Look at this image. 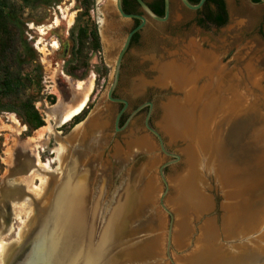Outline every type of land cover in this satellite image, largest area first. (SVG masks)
<instances>
[{"label":"rangeland","instance_id":"rangeland-1","mask_svg":"<svg viewBox=\"0 0 264 264\" xmlns=\"http://www.w3.org/2000/svg\"><path fill=\"white\" fill-rule=\"evenodd\" d=\"M82 2L14 0L10 3L9 34H0V71L10 68L20 74L25 87L19 98L5 97L0 93V228L5 213L11 209V199L6 191L9 187L27 185L25 191L33 196L41 195L40 188L46 187L40 177L31 182L26 180L28 169L21 167L26 159L34 162L38 157L42 162L51 161L50 173L57 175L60 163L54 149L60 146L59 137L63 139L69 135L79 123L75 124L72 119L58 126L53 118L62 117L74 107L84 96L78 89V83L84 82L86 86L91 80L93 85L86 111L80 116L84 117L82 121L86 118L91 120L87 132H93L97 141L90 140L92 134L85 138L82 148H92L91 155L85 150L80 151L78 141L71 148L72 157L78 158L85 168L93 172L91 180L87 177L92 185L87 195L94 198L101 186L102 197L108 198L114 187L121 188L126 182L135 190L133 182L144 174L145 183L151 181L153 192L140 211L145 219H141L138 225H147L146 233L150 239L155 238V248L164 257V264H182L194 237L191 233H185L183 228V222L189 218L186 202L220 196L223 191L239 186V182L264 176V3L225 0L228 21L221 27L200 26L197 21L202 14L186 8L181 0H171V14L167 22H159L143 14L147 22L124 56L120 81L114 93V97L128 102L124 122L117 131L115 120L123 105L109 99L108 90L117 57L132 29L133 20L120 14L116 0H94L89 11ZM106 21L113 22L114 28L107 30L103 25ZM80 26L96 27L101 42V48L92 49L84 62H79L75 56ZM114 32L116 34L113 35ZM171 64L185 67L191 76L187 84L171 83L168 79L170 76L161 73L164 67ZM222 77L230 79L225 81L234 88L229 90L224 86ZM187 87L191 88V92L197 90L200 93L201 88L203 92L190 101L189 97L185 99L183 91ZM237 92L244 95L240 100V105L244 104L241 110L226 106L225 109L221 108V99L233 101ZM20 98H29L34 102L44 119L43 126L35 130L28 128L17 112ZM172 101H179V116L183 112H190L193 118L192 135L196 129L199 136L191 139V134L176 130L171 125L168 115ZM145 102L153 103L150 126L159 132L166 149L179 155L178 159L164 153L158 137L147 128L148 106L125 125L130 113ZM211 103L214 104V111L205 110L208 113L201 117L204 121L208 116L212 117L211 129H208L211 132L209 141H214L209 144L208 136L201 134L200 126L195 128L197 118L193 110L201 113ZM49 126H54L57 134L43 131ZM41 131L44 135L39 137ZM100 135L105 137V141L97 149ZM133 141L141 145L132 146ZM129 145L132 149L127 159L125 155ZM199 148L205 152L204 157L210 168L196 173L192 168V159ZM117 149L122 152H117ZM243 150L247 153L245 158ZM218 152L222 158L221 166L227 169L232 167L228 171L231 185H225L222 181L223 171L216 155ZM84 153L87 157L85 163L81 159ZM166 163L169 164L163 168L162 176L161 168ZM245 165L251 171L248 174ZM99 170L106 177L104 173L101 176ZM95 172L98 173L97 177H94ZM189 172L196 174L193 195L187 194L188 186L184 181ZM97 178L98 183H95ZM27 209L28 205L16 207L23 217L21 220L27 219ZM14 213L11 222L15 227L11 239H15L21 225V220ZM190 221L193 227L194 219ZM171 223L173 228L169 246Z\"/></svg>","mask_w":264,"mask_h":264},{"label":"bare ground","instance_id":"bare-ground-1","mask_svg":"<svg viewBox=\"0 0 264 264\" xmlns=\"http://www.w3.org/2000/svg\"><path fill=\"white\" fill-rule=\"evenodd\" d=\"M103 25L105 28H107V30L114 28L115 26L113 25V22H110V21H106L105 23H103ZM197 63L199 62L197 61ZM178 65L179 64L175 66L171 64L170 67H166V68L164 67V69L161 70V73L163 75L170 76V78L168 79H170L169 81L171 83L177 82V84L178 83L183 84V85L187 84L190 81L191 76L187 74L188 72H186V70L184 69L185 68L184 66H181L182 67L181 68L180 66L178 67ZM214 72L216 71L214 70ZM217 73L218 72H216L215 74L218 75ZM222 79L224 81L225 80L230 81V79H228L227 77H222ZM92 85L93 84L91 80H90V83L86 86L84 82L78 83V89H80L81 91L80 93H84V96L74 107L68 109L65 112V114H63L62 117H54V118L52 117L58 126L71 121L75 116H77L78 114L82 112V110L84 109L88 101L89 93L92 89ZM224 86H226L229 90L234 88L233 85H230V86L227 85L226 81H225ZM204 87L205 86H203V89H206V87L205 88ZM187 88H184L183 91L186 94L185 99H188L189 97L190 101H191V98L194 99V97H198V94L200 96V93L202 94L203 92L202 88H201L200 93H197L196 92L197 90L191 92L190 91L191 88L190 87H187ZM237 93L238 95H236V98L233 101H230V99H228V101H226L227 99H224V98L221 99V104H220L222 105L221 108L225 109V106H226L228 109L233 108V110H237V111L239 109L241 110V107H243V105L242 106L240 105V103H242V101L240 100L244 98L243 97L244 95H240L239 92ZM232 95L235 96L234 93ZM179 105H180L179 101H172L169 104V115H168L170 117L169 122L176 130L177 129H179V131L183 130V132L185 131L186 133L191 134V136H189L191 139L194 136H199L196 129L192 135V120L191 119L193 118H191L192 115H190V112H187L186 114L183 112L182 115L179 116ZM205 110L208 112L211 110L214 111V104L211 103V105H208L207 108H203L201 113H196L195 110H193L194 116L195 118H197L195 128L197 127L199 128L200 126L201 134L202 135L206 134L208 136V143L212 144V141L214 140L209 141V139H211L210 137L211 136V132H210L211 126L210 125L212 124L211 123L212 117L208 116V118H206L205 121L201 118L204 113L205 114L208 113ZM208 127L210 129H208ZM43 131L50 132V133L55 132L57 134L54 126L45 127ZM92 133L93 132L90 133L86 131L78 137L76 136V134H72L68 137L66 141L65 139H61L59 137L60 146L54 149V151H56L57 153V159L59 160V163H60V170L57 172L58 174L64 171L63 168H65V163L68 157V153L71 152V148H72L71 145L73 146V144L76 141H80L83 143L82 140L84 139V136L86 138ZM256 134H258L257 131H256ZM43 135H44V132L41 131L39 137ZM81 136L83 137L81 138ZM103 141H105V137L101 136V138L97 142L98 143L97 149L101 148ZM134 145H137L138 147L141 144L140 142L136 143V141H133L132 146ZM144 145L145 144H143L142 146ZM132 146L129 145V150L126 151L125 157L127 159H129V155L131 154ZM75 149H78V148L75 147ZM202 149L204 150L203 147ZM202 149L199 148L194 153V159H192V164H193L192 168L196 171V173H199L200 170L208 171L210 168L209 162L207 161L206 157H204L205 152ZM81 150L83 152L85 150L89 152L87 154L91 155L92 148H88V146H86L82 149L80 148V151ZM120 151L122 152L121 149H117V152H120ZM216 155H217V162L220 164L221 155L219 154V152ZM85 156H86V153H84L81 156V159H84L82 161L84 163L87 159V157ZM260 157L261 156H259V158ZM211 166H212V163H211ZM21 167L24 170L28 169L26 180H29L31 182V180H33L34 178L40 177L43 180L44 182L43 184L46 187H44V189L40 188L41 195H39V193L38 194L36 193L37 196H33L32 194H29V192L25 191V189L27 188V185H21V186L12 185L6 190L8 191L7 192L8 198L11 199L10 200L11 209L5 213L4 223L2 224V227L0 228V264H6L8 260L15 258V256H18L19 253H22V252L26 254L25 255L26 258L24 259L23 264H42L45 262L44 261L45 257L43 254L45 253V249L47 248L48 243L52 246L54 245V247L57 248L55 249L57 250L55 254L56 258L60 259V257H62L63 260L67 258V261H65L66 264H81L83 261L85 263L88 262V264H90L91 262L92 263L100 262L101 258H103V255H102V252H104L103 248L105 247V245L112 244L111 242L113 241V234H114L112 230V224H113L115 217L118 216V212L120 210H123V208H121L122 205H119L114 211L113 215L111 216L110 221H109V225L111 226L109 227L107 226L100 234L101 227H99V212H98L99 210L98 208H95V205L94 206L87 205L88 207L90 206V208H89V213L85 215L83 207L79 204V202L81 201L78 200L77 202V199L72 200L68 194V191H66L67 195L66 194L64 195L63 192H61L57 197L53 199V196H55V190L53 186H55V184L58 182V176H56L55 173H50L51 161L42 162L39 160L38 157H36L34 162L31 159H28V160L26 159V162H24ZM220 168H221V171H223L222 176H221L222 181L224 182L225 185H231L232 180H231V176L228 174V171L232 167L229 166L227 169L226 166L224 167V166H221L220 164ZM244 169L247 172V174L251 172L246 165ZM91 172L92 170L91 171L89 170L86 173V176L87 177L89 176V180H91L90 178ZM194 174L195 172L193 174L189 172L186 178L184 179V181L187 183L186 186H188L187 187L188 195H193L195 191L194 183L196 179L195 178L196 174L195 176ZM94 177H97L96 173L94 174ZM104 177L106 176L104 175ZM144 178L145 176L144 174H142L139 178H137L133 182L134 185H136L135 190H132L130 186H128V188L126 187L127 192L128 190L133 191L132 194H131V191L129 192V195L131 194L130 202H128V204L126 205V209H127L126 212L127 214L129 213V215L132 213V217L134 215L137 216L136 215L138 214L137 212L138 211L140 212L141 209H143V206H146L145 205L146 200L150 197V194L153 192L151 181L150 182L148 181L147 183H145ZM263 179H264V176L262 180ZM94 181L95 183H98V178L95 179ZM97 196H99V193L98 195H95L94 197L97 198ZM87 198H88V195L85 194V196H83L81 199L87 200ZM27 205L29 207V209H27V212L29 213H27L26 217L27 216L28 217L27 219L21 220L23 217L21 216V213L19 211H16V207L22 208ZM130 207H131V210L133 209V211L129 210ZM14 211L16 212L14 213ZM13 213H14V216L16 215V217H18L21 220V225L18 228L17 233L15 234V239H11L12 233H14L13 227H15L11 222ZM86 219L90 221V232H88L85 223L83 224L85 226V229H84V226L82 225V223ZM125 220H126V217H125ZM126 221H123V222L126 223ZM96 232H98L97 238L95 236ZM154 239H155L154 237H151V239L148 238L145 240H141L138 243L136 242L137 246L127 245L126 248L123 249L121 252L118 251L117 254L115 253L112 255L111 264H155L156 261L160 264H164V261L160 260V258L163 257L162 254L155 248ZM93 241H95V245L92 246ZM26 243L28 244V246H26ZM20 256L21 254L19 255V257ZM136 260L137 262L134 263V261ZM237 262H233L231 264H249V263H245L241 261H237ZM225 264H230V262H226Z\"/></svg>","mask_w":264,"mask_h":264},{"label":"water","instance_id":"water-1","mask_svg":"<svg viewBox=\"0 0 264 264\" xmlns=\"http://www.w3.org/2000/svg\"><path fill=\"white\" fill-rule=\"evenodd\" d=\"M137 1L151 18L159 22H167L169 20L171 14V0H164L165 12L163 16L158 15L145 0ZM206 1L207 0H199L198 3L194 4L190 0H181L186 8L193 11L201 9ZM260 1L264 3V0ZM116 6L123 17L138 18L142 21L137 27L129 32L124 41L116 60L113 79L108 90L109 99L124 104L115 120L116 130L118 131L121 129L119 126V120L128 107L127 100L114 97L115 90L120 81L122 62L129 49L132 36L145 26L147 19L143 15L126 13L122 7V0H116ZM147 106L149 107L146 117L147 128L158 137L163 152L178 159L179 155L171 153L166 149L163 138L159 132L153 129L149 124L153 107L152 102H145L134 109L130 113L125 125H127L137 113ZM247 108L248 106L243 108L242 111ZM245 120L247 123L246 118ZM78 125L69 135L63 138L65 141L72 134H76L78 137L86 132L88 130L87 128L91 127V120L86 118ZM92 135L90 140H95L96 136ZM82 137L83 136H81V138ZM82 141L83 143L86 141L85 136ZM95 141H97V139ZM78 142V147L82 148L84 146L83 143L80 141ZM76 143L77 142H75L73 146H75ZM73 146L71 145V147ZM243 154V157L245 158L247 153H244V150ZM120 161L124 160L120 159ZM168 164L169 163L164 164L161 168L162 176H164L163 168ZM84 166L85 165H82L79 162L78 158L72 157L71 152L68 153L65 168H63L64 171L59 174L57 173L56 175L58 176V182L53 186L55 190V196H53V199L61 192H63L64 195H67L66 191H68L72 200L77 199V202L78 200L81 201L79 204L83 207L85 215L89 213L90 206L95 205V208H98L99 210V227H101L100 234L107 226H111L109 225L111 216L116 208L119 205H122L121 208H123V210L118 212V216L115 217L112 224V230L114 232L113 241L111 242L112 244L105 245L103 248L104 252H102L103 258H101L100 262L90 263L111 264V257L113 254H117L118 251L121 252L127 245L137 246L139 241L149 238V235L146 233L148 231V229H146L147 225L146 227H143V224L138 225V222L140 223L141 219H145L141 212L138 211V214H136L137 216L134 215L133 217L132 213L129 215V213L127 214L126 212V205L130 202V195L133 192L132 188V190H130V195V191H126V187L128 188V186H130L127 182L121 188L116 189L114 187V189H112L113 191H111L112 195L108 198L102 197L103 187L100 186L99 196H97V198H90L88 196L87 200H82L81 198L85 196V194L87 195V190L92 187L86 176L89 168H85ZM100 171L101 170H99L98 173H101L100 175L102 176L104 172L102 173ZM92 173L93 172H91V174ZM238 184L239 186H236L231 190L223 191L220 196L215 195L214 197L196 198L186 202L187 205L185 206V209L188 213L187 217L189 218L183 222V228L185 233H191L194 237L186 256H183L184 262L182 264H225L226 262H230L231 264L237 261L249 264H264V179L262 180V178H259L251 181H242ZM87 205L90 206L88 207ZM129 210H131V207ZM131 211H133V209ZM125 217L127 221L125 220ZM191 219H194V224H192L193 227H191L190 224ZM123 221H126V223ZM84 223L88 232H90V221L86 219L82 225ZM146 223L147 221H145V224ZM172 228L173 224L171 223L169 228V246L171 244ZM97 235L98 232H96V238ZM93 245H95V241H93L92 246ZM26 246H28L27 243ZM55 249L57 248H55L54 245L52 246L48 243L45 253L43 254L45 262L43 261L44 263L42 264H66L65 261H67V258L63 260L62 257H60V259L55 257L57 251ZM20 254L21 256L19 257ZM19 255L8 260L6 264H23L26 254L22 252L19 253ZM160 260L165 262L164 257H161ZM136 262L137 260L134 261V263ZM82 263L88 264V262L85 263L84 261ZM155 264L160 263L156 261Z\"/></svg>","mask_w":264,"mask_h":264},{"label":"trees","instance_id":"trees-1","mask_svg":"<svg viewBox=\"0 0 264 264\" xmlns=\"http://www.w3.org/2000/svg\"><path fill=\"white\" fill-rule=\"evenodd\" d=\"M14 0H1L0 1V34H9V19L8 9L10 3ZM196 4L199 0H190ZM260 1V0H255ZM94 0H83V5L86 7V11L91 8ZM164 3V0H162ZM164 9H157L156 13L160 16L164 15ZM202 14V17L198 19V24L203 27L209 25L221 27L228 21V11L225 0H207L205 5L198 11ZM101 48V42L96 27L91 29L88 26H80L77 34V46L75 48L76 59L87 60V54L92 50H99ZM25 87V83L20 74L13 72L10 68L0 71V93L5 97H20L22 89ZM17 112L21 114L24 119V123L30 130L40 128L45 124L43 117L36 109L34 102L29 98H20L18 101ZM86 108L82 110L80 114L73 118L74 123H80L84 117L80 115L85 113Z\"/></svg>","mask_w":264,"mask_h":264},{"label":"flooded vegetation","instance_id":"flooded-vegetation-1","mask_svg":"<svg viewBox=\"0 0 264 264\" xmlns=\"http://www.w3.org/2000/svg\"><path fill=\"white\" fill-rule=\"evenodd\" d=\"M252 2L254 3H260L261 1H255L253 0ZM148 4L150 5V7L156 12L157 9H164L165 11V2L162 3V0H154V2H148ZM122 7H123V10L126 12V13H134V14H139V15H143V14H146L147 13L143 10V8L141 7L140 3L137 1V0H122ZM200 10V9H199ZM197 10V12L199 11ZM149 16V15H148ZM133 20V26H132V29L131 31L137 27L142 21L138 18H131ZM121 28V26L119 27ZM119 28L116 30L118 31ZM142 30V29H141ZM137 31L136 33H134V35L132 36V39H131V42H130V46L129 48L135 43V41L137 40L139 34H140V31ZM116 34V32L113 33V35ZM122 105H124L123 103H120ZM123 107V106H122ZM124 122V113L122 114L120 120H119V125Z\"/></svg>","mask_w":264,"mask_h":264}]
</instances>
